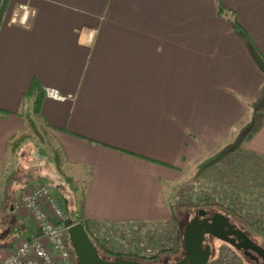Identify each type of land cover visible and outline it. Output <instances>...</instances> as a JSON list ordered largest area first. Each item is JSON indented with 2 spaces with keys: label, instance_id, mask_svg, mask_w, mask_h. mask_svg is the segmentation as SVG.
<instances>
[{
  "label": "crops",
  "instance_id": "obj_1",
  "mask_svg": "<svg viewBox=\"0 0 264 264\" xmlns=\"http://www.w3.org/2000/svg\"><path fill=\"white\" fill-rule=\"evenodd\" d=\"M34 79L81 220H168L166 184L232 139L264 160V0H0L2 247L35 230L3 210Z\"/></svg>",
  "mask_w": 264,
  "mask_h": 264
},
{
  "label": "rangeland",
  "instance_id": "obj_2",
  "mask_svg": "<svg viewBox=\"0 0 264 264\" xmlns=\"http://www.w3.org/2000/svg\"><path fill=\"white\" fill-rule=\"evenodd\" d=\"M33 118L37 125L41 126L42 120L37 115H33ZM40 132L42 137L32 132L13 152L12 166H14L13 170L9 171L5 184L9 201L5 203L3 210L7 213L10 204H13L18 207L17 213L19 211L26 213L27 211L19 202L20 198L25 193L45 185L51 195L60 203L65 214L64 200L67 201V211L78 215L82 185L69 179L65 169L57 168L52 153L55 146L53 139L50 137L49 131L45 132L41 129ZM170 186V184H166L168 207L171 211L168 220L122 223L116 224V226L118 225L116 228H114V224H111L109 225L111 227H100V232H97L95 227L93 231L89 228L103 240L105 250L110 246L116 247L118 253L112 254L106 251L103 252L105 257H108L107 255L113 257L134 255L142 259L153 257L152 262L154 263L175 264L185 255L181 230L193 216L194 211L198 209H189L184 204L189 201H197V196L200 194L208 196L212 201L232 206L235 211L245 216L242 219L233 214H226L216 206L206 207L215 208L229 216L232 223L242 230L248 231L258 244L264 246V160L245 151L240 142L232 139L223 144L216 152L199 162L181 182ZM2 217L4 220L0 218V224L9 219L7 215ZM106 227L108 229L104 231ZM109 229L117 230L118 236L114 240L111 238L112 236L110 239H106L110 235ZM132 231L138 233L134 238L131 237ZM3 233L4 231H0V235ZM110 240L115 244L108 242ZM206 242L212 247L208 264L215 262L253 264L240 251L223 241L210 239L206 236ZM137 247L139 252L136 251ZM224 249H230L234 256L227 255Z\"/></svg>",
  "mask_w": 264,
  "mask_h": 264
},
{
  "label": "built area",
  "instance_id": "obj_3",
  "mask_svg": "<svg viewBox=\"0 0 264 264\" xmlns=\"http://www.w3.org/2000/svg\"><path fill=\"white\" fill-rule=\"evenodd\" d=\"M44 95L57 100L65 98L54 88H46ZM19 202L28 212L35 230L29 235H18L16 241L8 247L0 246V264H78L71 247L67 227L63 223L66 218L65 211L51 195L50 190L45 185L39 186L25 193ZM85 223L88 228L94 230L92 222ZM101 225L102 228H105V226L111 227L109 226L111 224L103 223ZM107 227L104 231L108 229ZM116 227L118 225H114V228ZM116 231V229H109L110 235L106 239H110L111 236L113 240L117 238ZM137 234L136 231H132L131 237L134 238ZM108 242L115 244L111 240ZM117 245L119 244L117 243ZM106 251L112 254L118 253L116 247L112 246L106 248ZM136 251H138V247ZM224 251L227 255L234 256L230 249H224ZM230 264L240 263L231 262Z\"/></svg>",
  "mask_w": 264,
  "mask_h": 264
},
{
  "label": "water",
  "instance_id": "obj_4",
  "mask_svg": "<svg viewBox=\"0 0 264 264\" xmlns=\"http://www.w3.org/2000/svg\"><path fill=\"white\" fill-rule=\"evenodd\" d=\"M63 202L67 210L66 200ZM63 223L67 227L71 247L78 264H171L168 262L146 263L128 258L105 259L99 254L81 222H75L71 217L66 216ZM205 234H210L231 245L253 264H264L263 246L232 223L229 216L221 212L208 216L207 210L202 208L196 210L183 227L182 243L185 255L175 264H207L212 252L209 245H203Z\"/></svg>",
  "mask_w": 264,
  "mask_h": 264
},
{
  "label": "trees",
  "instance_id": "obj_5",
  "mask_svg": "<svg viewBox=\"0 0 264 264\" xmlns=\"http://www.w3.org/2000/svg\"><path fill=\"white\" fill-rule=\"evenodd\" d=\"M224 8L222 6H219L218 12L219 14H223L224 13ZM236 28H238V26H235ZM239 29V28H238ZM243 38L245 41L248 40L247 35L242 32ZM44 96V90L42 88V86L37 82V80H33L29 86V89L23 94V98H22V113L21 116L24 119V125L22 126L21 130L19 131V133L13 135L11 137V139L9 140L8 144H7V149L9 152H14L23 142V140L25 138L28 137V135L35 133L36 135L38 134L40 137H42V133L40 132L41 129H43V131L47 132L48 131V127L43 123L41 126H38L37 123L35 122L33 115H37L40 119H41V115H40V106H41V102ZM53 158H54V163L57 166V168L59 170L63 169V155L62 152L60 150L59 147L54 146L53 150ZM184 205L187 206V208H206V207H212V206H216L217 208H219L220 210H222L224 213L226 214H233L235 216H238L239 218L244 219L245 216H243L242 214H240L239 212L235 211L232 206H228L226 204H224L223 202H215L212 201L208 196H205L203 194H200L197 196V201H189L187 203H185ZM66 215L71 217L73 219V221L75 222H81L84 225L85 230L87 231V233L89 234L91 240L93 241V243L95 244L99 254L108 260H114V259H119V258H129V259H136L142 262H146V263H154L152 262L153 257L152 258H148V259H142L139 257H136L134 255H129V256H125V257H113L112 255H107L108 257L104 256L103 252H106L105 250V243L103 242L102 239H100L98 236H96V233H93L86 225L85 222H90V221H84L80 219V216L73 214L71 211H66ZM244 217V218H243ZM94 224L95 230H97V232H100L101 228L100 226H102L101 224L97 223V222H92ZM114 225H116V223H113ZM119 224V223H117ZM184 227V226H183ZM183 230V228H182ZM181 230V233H182ZM248 236H250L248 231L243 230ZM251 237V236H250ZM252 238V237H251ZM255 242H257L254 238H252ZM263 246V245H261ZM264 247V246H263ZM248 260V258H246ZM250 261V260H248ZM251 262V261H250Z\"/></svg>",
  "mask_w": 264,
  "mask_h": 264
},
{
  "label": "flooded vegetation",
  "instance_id": "obj_6",
  "mask_svg": "<svg viewBox=\"0 0 264 264\" xmlns=\"http://www.w3.org/2000/svg\"><path fill=\"white\" fill-rule=\"evenodd\" d=\"M198 209H201V208H198ZM198 209H196V210H198ZM202 209H206L207 210V212H208V216H211V215H213L214 213H217V212H220V211H218V210H215V208H212V209H210V208H202ZM195 210V211H196ZM194 211V212H195ZM222 213V212H221ZM193 215H194V213H193ZM226 215V214H225ZM201 219H203L204 217H200ZM237 226V225H236ZM206 236L207 237H210V239H217V238H215V237H213V236H211L210 234H205V239H204V241H203V245L205 246V245H209L210 246V248H212L211 247V245L210 244H208L207 242H206ZM211 252H212V250H211ZM242 254V253H241ZM249 260V259H248Z\"/></svg>",
  "mask_w": 264,
  "mask_h": 264
}]
</instances>
